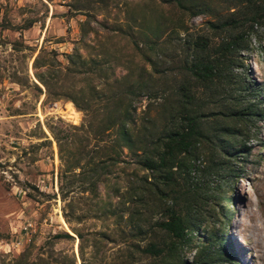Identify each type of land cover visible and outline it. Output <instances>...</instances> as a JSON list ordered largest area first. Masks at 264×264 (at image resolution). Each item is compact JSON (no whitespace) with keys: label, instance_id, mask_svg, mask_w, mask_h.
Wrapping results in <instances>:
<instances>
[{"label":"trees","instance_id":"16d2710c","mask_svg":"<svg viewBox=\"0 0 264 264\" xmlns=\"http://www.w3.org/2000/svg\"><path fill=\"white\" fill-rule=\"evenodd\" d=\"M92 1L109 6L110 0ZM123 4L129 17L128 27L111 31L133 41L144 65L118 77L117 60L92 59L88 64L81 62L79 54L68 55L71 76L79 73L88 81L95 77L107 79L111 69L115 79L110 93L94 87L90 88L91 96L83 99L88 106L93 100L105 101L100 103L101 118L93 117L87 125L91 138L86 134L82 137L87 143L77 144L78 135H56L64 161L61 179L72 176L75 183L78 179L83 192H90L95 198L100 196L101 184L112 191L113 197L107 195L100 210L102 218L114 219L117 226L124 223L128 228L125 232L120 227L127 245L120 264H223L233 258L226 228L232 220L229 186L236 177L234 162L240 161L238 154L243 150L249 155L246 138L253 120L264 117V109L246 98L249 94L264 95L263 89L252 88L236 73L242 68L245 55L256 46H264V0H124ZM164 6L170 8L171 16L211 19L205 23V32L195 35L189 27L177 25L182 19L174 22L165 17L168 15ZM141 7L157 12L155 23L144 14L137 17ZM34 24L30 21L19 30L30 29ZM103 26L109 29L110 25ZM5 28L14 27L6 23ZM179 30L185 34V56L178 60V67L169 70L177 71L180 77L173 86L162 85L154 56L162 52L164 36ZM57 63L56 53L45 50L34 62L35 77L50 92L61 80ZM79 63L81 67H77ZM60 96L84 110L73 94ZM144 101L147 105L140 116L136 105ZM153 110L157 116L151 114ZM74 129L81 131L79 127ZM110 137L111 144L99 146ZM90 140L98 146L88 150ZM122 163V171L128 174L124 187L118 180L109 183L107 179ZM122 188L126 191L122 192ZM114 197L122 205L119 212L109 207ZM72 231L81 242L84 240L78 229ZM64 240L74 237L62 232L54 235L50 243ZM94 240L104 244L111 235L101 233ZM189 253H193L190 261ZM81 254L87 264L82 249ZM37 259L31 261L28 248L11 264H51L43 257ZM61 264L76 261L65 257Z\"/></svg>","mask_w":264,"mask_h":264},{"label":"rangeland","instance_id":"374dc122","mask_svg":"<svg viewBox=\"0 0 264 264\" xmlns=\"http://www.w3.org/2000/svg\"><path fill=\"white\" fill-rule=\"evenodd\" d=\"M91 1L0 0V244L20 236L27 220L37 228L33 241L19 252L1 253L0 264H11L28 248L31 261L43 257L51 264H61L65 257H71L76 264H84L81 249L87 264H120L127 251L121 230L128 232L125 224L117 226L114 219L101 217L100 209L107 195L113 197L112 191L101 184L100 196L95 198L90 192H83L84 186L78 179L76 183L72 176L61 179L64 161L56 135L59 133L61 138L78 135L77 144L87 143L82 139L87 135V125L93 117L101 118L100 103L105 101L93 100L88 106L83 99L91 96L90 88L94 87L102 93L105 90L110 93L115 79L111 69L107 79L95 77L88 81L79 73L71 76L68 55L79 54L81 62L88 64L92 59L117 60L115 75L118 77L144 65L142 57L135 52L133 41L111 31L128 27L124 0H110L109 6ZM72 7L81 10L76 12ZM164 8L168 15L165 17L174 22L182 19L177 25L189 27L195 35L204 33L205 23L211 19L207 16L191 18L184 14L171 16L170 8ZM142 14L152 23L159 18L157 12L141 7L137 10V17ZM30 21L35 22L32 28L19 30ZM6 23L14 28L6 29ZM105 23H109V29L104 28ZM184 36L181 30L165 35L162 52L154 56L159 64L157 77L162 85L173 86L180 77L177 71L170 72L169 69L178 67V60L185 56ZM41 50L56 53L57 67L61 72L60 84L51 92L35 77L34 62ZM242 61L243 66L236 73L245 83L263 89L264 93V46L262 49L256 46ZM80 63L77 67H81ZM70 93L79 100L83 111L70 99L60 96ZM246 98L264 109V104L260 103L261 99L264 103V95L249 94ZM146 105L147 101L136 105L138 115L142 116ZM151 114L157 116V111L153 110ZM112 140L110 137L99 146L109 145ZM246 140L251 152L248 155L243 150L238 154L240 161L234 162L236 177L231 179L229 186L232 220L226 231L233 258L223 264H264V117L254 118ZM89 145L88 150H91L98 143L90 140ZM125 156L126 150L122 159L125 160ZM124 165L122 163L121 168L117 167L107 176L109 183L118 180L122 187L127 185L128 174L122 171ZM125 191L122 188V192ZM63 196L67 197L64 199ZM115 198L109 207L111 211L119 212L122 205L116 201L119 198ZM72 228L83 234L82 242ZM62 232L69 233L74 240L51 244L52 237ZM101 233L111 235V240L104 244L96 242L94 239ZM187 257L190 261L193 253Z\"/></svg>","mask_w":264,"mask_h":264},{"label":"built area","instance_id":"2783aa9c","mask_svg":"<svg viewBox=\"0 0 264 264\" xmlns=\"http://www.w3.org/2000/svg\"><path fill=\"white\" fill-rule=\"evenodd\" d=\"M20 236L15 237L7 242L0 244V254H10L12 251L19 252L26 245H29L35 235L37 234V228L32 221L27 220L21 228Z\"/></svg>","mask_w":264,"mask_h":264},{"label":"bare ground","instance_id":"6f19581e","mask_svg":"<svg viewBox=\"0 0 264 264\" xmlns=\"http://www.w3.org/2000/svg\"><path fill=\"white\" fill-rule=\"evenodd\" d=\"M73 114H75L76 116L78 115L77 112H74Z\"/></svg>","mask_w":264,"mask_h":264}]
</instances>
